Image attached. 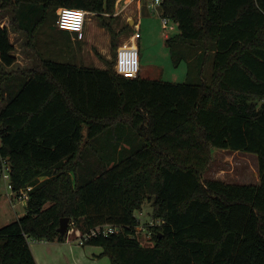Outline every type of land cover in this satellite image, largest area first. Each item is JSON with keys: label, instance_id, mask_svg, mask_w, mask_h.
Wrapping results in <instances>:
<instances>
[{"label": "trees", "instance_id": "obj_1", "mask_svg": "<svg viewBox=\"0 0 264 264\" xmlns=\"http://www.w3.org/2000/svg\"><path fill=\"white\" fill-rule=\"evenodd\" d=\"M118 1L0 0V7L13 9V24L31 44L49 23L70 38L56 24L61 7L96 12L104 22ZM159 6L179 27L168 45L195 42L214 53L209 81L120 74L116 35L107 68L39 53L33 68L8 70L14 45L0 27V172L9 167L15 196L32 187L26 214L0 227V264H38L29 239L65 241L64 217L83 233L120 226L86 242L101 246L111 264H264V0ZM112 128L123 137L98 139ZM214 147L256 153L260 182L203 179ZM146 199L153 245L137 235L135 211Z\"/></svg>", "mask_w": 264, "mask_h": 264}, {"label": "rangeland", "instance_id": "obj_2", "mask_svg": "<svg viewBox=\"0 0 264 264\" xmlns=\"http://www.w3.org/2000/svg\"><path fill=\"white\" fill-rule=\"evenodd\" d=\"M142 1L143 8L138 15L136 12L128 10V6L133 5L132 2L128 5V0H119L112 17L113 20H110V14H105L104 22L96 12L88 11L83 39H77L70 32V38L62 36L56 30H50L49 26L54 23H49L48 26L39 30L31 44L28 35L24 31L18 30L13 24L15 18L13 9L0 7V27H7L10 40L14 45L13 54L16 58L13 66L7 67V69L33 68L39 62V53L58 61L108 67L110 61L115 60L116 49L113 47V36L116 35L117 47H119L126 38L135 32L133 29L134 18H139L140 36L142 35L139 41L142 68L140 74L142 76L180 83L187 81L199 83L204 79L209 81L214 67V53L211 51L201 53L194 44L195 42H174L171 46L168 45L166 35L173 37L179 33L178 24L170 20L168 27L165 28L159 6L154 4L153 0ZM125 26H129L130 30L125 31ZM62 33L67 34L66 31H62ZM95 37L96 40L90 39ZM126 51H130L131 63L134 64L137 51L136 42L128 44ZM120 128H122L125 138L129 137L133 141L136 139L129 126L123 125ZM118 129L106 130L98 139L102 140L105 136H109L113 140L123 137ZM138 143L136 148L141 146L139 141ZM118 157L117 154L116 158ZM4 173L7 174L6 170L0 172V214L2 215L0 227L26 214V201L17 199L14 202L15 207L10 201L8 196L11 192L10 180L4 177ZM202 178L221 179L240 184H258L260 182L258 156L253 152L214 147L211 160L202 172ZM152 211L153 204L147 199L144 200L142 208L135 211L140 220L137 235L144 245H153L154 243L153 229L148 225L149 223L153 224ZM74 226L76 225L74 224ZM71 237L63 242L30 238L29 244L34 250L39 264H111L109 256H101L103 251L101 246L86 243L80 245L75 239L77 238L75 234Z\"/></svg>", "mask_w": 264, "mask_h": 264}, {"label": "built area", "instance_id": "obj_3", "mask_svg": "<svg viewBox=\"0 0 264 264\" xmlns=\"http://www.w3.org/2000/svg\"><path fill=\"white\" fill-rule=\"evenodd\" d=\"M161 1L162 0H153L154 4H157V5H160ZM87 14H88V11L82 8H73V7H66V6L61 7L59 10V15H58L56 24L60 29L69 31L77 39H83L85 35V25L87 21V18H86ZM162 18H163V25L165 28H167L170 19L167 17H162ZM137 51L135 53L136 57L134 60L133 68L130 71H125V69L119 70L120 72L118 73L126 75V76L135 77L134 74L136 73L135 71L137 70V66H138V60H137L138 52ZM120 54H119V58H120ZM118 62H119V59H118ZM4 170H6L7 172V174L4 173V177L10 180L9 167L5 166L2 171ZM9 188L11 192L14 194L12 190V186L10 185V181H9ZM31 188H32L31 186L27 187V189L21 192L20 196H15L14 194L15 198L19 200L27 201L29 197L28 191ZM120 229L121 227L117 225L103 224V225H98L96 227H93L90 230L83 233L78 227L74 226L73 222H71L69 224V228L67 231L66 240L72 238L71 236L75 234L77 237L75 239L79 242V244L84 245L89 239L93 237H97L99 235H109L112 233H118Z\"/></svg>", "mask_w": 264, "mask_h": 264}, {"label": "crops", "instance_id": "obj_4", "mask_svg": "<svg viewBox=\"0 0 264 264\" xmlns=\"http://www.w3.org/2000/svg\"><path fill=\"white\" fill-rule=\"evenodd\" d=\"M131 2L133 5L131 7L128 6V10H130V12H132V11L134 13L136 12L139 15V11L142 10V8H143V4H144L143 1L142 0H128L127 4L129 5V3H131ZM159 8H160V6H159ZM160 12H161V9H160ZM128 14H129V11H128ZM134 19H135V25H133V29L135 32H133L129 38H126L125 42L121 43V45L118 47L116 63H115L114 68L117 72H120L119 70H124V69H125V71H130L133 68V64L131 63L132 55L129 54L130 51L129 52L126 51V46L128 44H130L131 42L135 41L137 44V49H138V51H137L138 52V56H137L138 66H137V70L135 71L136 73L134 74V76H138V75H140V71L142 70V68H141V57H140L141 48L139 45V41H140V38H142V35L140 36V27H139V26H141L140 19L139 18H134ZM132 21H133V19H132ZM99 32H100V30H99ZM166 36H168V35H166ZM90 37H91V35H90ZM90 39L96 40V37L90 38ZM120 52H121V54H120ZM119 54H120V58H119ZM118 59H119V62H118ZM96 67L107 68V67H104L102 65H99ZM8 196L10 197V201L13 203V205L15 207L14 202L17 200V198H15V196L12 192H10L8 194ZM0 202H1V197H0ZM0 217H2L1 214H0ZM32 252L35 256V252L33 249H32ZM35 258H36V256H35ZM36 260H37V258H36ZM37 263L39 264L38 260H37Z\"/></svg>", "mask_w": 264, "mask_h": 264}, {"label": "water", "instance_id": "obj_5", "mask_svg": "<svg viewBox=\"0 0 264 264\" xmlns=\"http://www.w3.org/2000/svg\"><path fill=\"white\" fill-rule=\"evenodd\" d=\"M70 218L69 217H64L61 219V223H60V227H59V231L62 234H66L69 228V224H70Z\"/></svg>", "mask_w": 264, "mask_h": 264}]
</instances>
